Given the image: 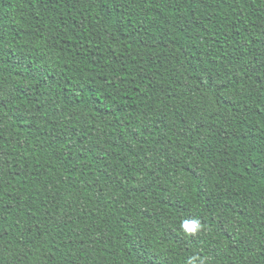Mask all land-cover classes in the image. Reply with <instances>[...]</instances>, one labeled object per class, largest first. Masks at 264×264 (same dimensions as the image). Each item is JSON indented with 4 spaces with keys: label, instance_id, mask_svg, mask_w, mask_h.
I'll use <instances>...</instances> for the list:
<instances>
[{
    "label": "trees",
    "instance_id": "1",
    "mask_svg": "<svg viewBox=\"0 0 264 264\" xmlns=\"http://www.w3.org/2000/svg\"><path fill=\"white\" fill-rule=\"evenodd\" d=\"M193 256L264 264V0H0V264Z\"/></svg>",
    "mask_w": 264,
    "mask_h": 264
},
{
    "label": "clouds",
    "instance_id": "2",
    "mask_svg": "<svg viewBox=\"0 0 264 264\" xmlns=\"http://www.w3.org/2000/svg\"><path fill=\"white\" fill-rule=\"evenodd\" d=\"M182 228L185 230L186 233L193 234L199 231L200 223L198 220H185L182 224ZM188 264H205V262L200 257L193 256L189 260Z\"/></svg>",
    "mask_w": 264,
    "mask_h": 264
}]
</instances>
